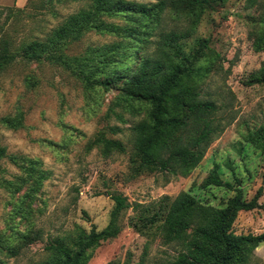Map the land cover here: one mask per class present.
I'll return each mask as SVG.
<instances>
[{"label": "rangeland", "instance_id": "1", "mask_svg": "<svg viewBox=\"0 0 264 264\" xmlns=\"http://www.w3.org/2000/svg\"><path fill=\"white\" fill-rule=\"evenodd\" d=\"M28 1L0 0V38H7L12 49L44 39L83 5ZM184 25L164 15L161 29L183 30ZM263 26L264 0H222L203 14L187 39L189 49L208 39V49L216 54L201 85L203 97L215 102L221 131L186 176L135 173L132 128L146 118V107L122 100L118 84L88 87L62 64L21 56L1 71L0 146L8 156L26 160L14 164L8 156L0 158V264H33L46 257L50 243L77 250L92 228L100 231L108 224L114 207L110 193L127 197L121 231L90 248L86 264H167L181 249L162 235L172 199L188 192L203 204L221 207L234 194L203 185L212 169L235 186L238 178L246 200L262 187L259 206L239 211L232 230L264 232V152L241 136L264 125V83L248 82L264 66V46L255 48ZM113 40L119 37L86 31L66 52L72 58ZM101 136L120 142L124 150L103 154ZM26 235L31 240L24 244ZM245 264H264V243L252 249Z\"/></svg>", "mask_w": 264, "mask_h": 264}, {"label": "trees", "instance_id": "2", "mask_svg": "<svg viewBox=\"0 0 264 264\" xmlns=\"http://www.w3.org/2000/svg\"><path fill=\"white\" fill-rule=\"evenodd\" d=\"M63 1L68 0H47L50 3ZM72 1L83 5L44 39H32L12 49L11 42L1 37L0 72L21 56L62 64L88 87L108 89L118 84L122 100L146 107V118L132 128L131 161L135 173L147 170L188 175L201 161L221 127L215 116V102L203 97L201 85L214 65L216 54L208 49V39H198L191 49L187 47V39L203 14L222 0ZM164 15L185 21V28L162 30ZM86 31L112 35L119 40L98 47L88 46L83 53L69 58L68 46ZM152 37L157 38L156 41H151ZM263 46L264 26L255 40L257 50ZM248 82L264 83V66ZM241 136L264 152V125L248 128ZM98 142L105 155L111 150H124L120 142L104 136L99 137ZM6 156L5 148L0 146V158ZM8 158L14 164L26 160L18 155ZM32 169V165L26 169L29 176ZM235 180L236 186L223 180L216 169L204 179V186L234 191L221 207L203 204L188 192H181L172 199L163 216L162 235L166 243H176L181 249L167 264H245L252 249L264 243V232L235 234L232 230L237 213L257 208L262 194L259 187L251 199H244L240 180ZM20 183L17 182V186ZM109 196L114 207L102 230L92 228L75 251L50 243L45 247L46 257L33 264H86L90 248L116 237L121 231L119 217L129 206L127 197L121 193ZM30 238L26 235L23 243L27 244Z\"/></svg>", "mask_w": 264, "mask_h": 264}, {"label": "crops", "instance_id": "3", "mask_svg": "<svg viewBox=\"0 0 264 264\" xmlns=\"http://www.w3.org/2000/svg\"><path fill=\"white\" fill-rule=\"evenodd\" d=\"M19 2H20V0H17V2H16V3H17V4H19Z\"/></svg>", "mask_w": 264, "mask_h": 264}]
</instances>
